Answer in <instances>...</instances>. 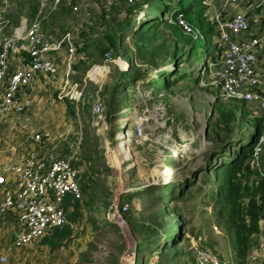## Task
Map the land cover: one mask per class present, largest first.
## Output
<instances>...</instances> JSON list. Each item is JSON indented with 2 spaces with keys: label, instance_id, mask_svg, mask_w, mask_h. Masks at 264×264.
I'll return each instance as SVG.
<instances>
[{
  "label": "rangeland",
  "instance_id": "rangeland-1",
  "mask_svg": "<svg viewBox=\"0 0 264 264\" xmlns=\"http://www.w3.org/2000/svg\"><path fill=\"white\" fill-rule=\"evenodd\" d=\"M189 1L191 0H186ZM164 2L174 7L179 3L178 0ZM223 3L224 0H203L201 8L193 9L186 23L196 33L195 37L186 35L177 22L172 21L170 10L164 15V21H161V0H141L129 8L133 10L130 15L127 12L128 7L118 0L89 1L78 13L62 9L56 18L51 19L46 30L56 40L69 34L75 49L74 55H79L76 44L80 33L91 39L101 38L107 32H115L118 24L123 23L126 29L127 21H132L121 43L123 65L121 63L120 67L126 66V70L127 66H131L134 69L137 63L145 71L146 79H158L161 72L164 76H160L156 87L139 85L142 91L135 95L131 81L126 88L117 87L115 64L109 65L110 73L107 72L108 75L104 74L99 79V82L102 81V97L108 115V128L104 137L97 136L89 127L88 105L83 115V120L87 121L85 128L89 131V155L95 156L91 165L98 172L93 183L99 188V199L94 201L96 203H93L92 211H89L85 206V192L83 200L79 203H73L72 196L67 195L63 201L65 209L70 207L71 203L79 204L78 208L72 207V212L69 211V222L66 225L74 227V233L68 232V236H65L61 235L62 232L57 236L61 231H55L52 235L56 236L51 238L49 243L40 240L21 250H12L8 252L6 264H193L190 247L192 242L218 255L227 264L238 262L234 251V225L228 223L229 206L214 203L213 193L218 179L216 172L210 170L211 166L226 161L228 156L236 155L238 146L245 143L253 130V125L248 120L255 119L258 111L253 104L225 97L218 82L222 48L217 45L216 16L219 15L222 20L233 14L229 9L227 12L221 10ZM258 3L259 0H241L239 5L230 7L249 10L248 16L254 33L259 31L264 20V8H257ZM236 11L238 10L234 13ZM147 12L159 18L156 29L150 32V35H153L151 40L148 39L149 34L143 37L138 29L140 23L147 20ZM43 16L38 15L36 0H0V40L11 36L23 20L27 23L41 21ZM157 45L161 47L160 52L152 57L151 52ZM105 48L102 60L95 65L103 66L105 53H110L115 61L118 59L114 58V51L110 47ZM173 52H176V58ZM261 57L262 54L259 55L260 59ZM167 58L171 60L166 64ZM261 68L263 72L260 77L264 80V63ZM169 69H174L172 73L176 72V76L165 77L164 72ZM96 74H101L100 68L88 75L93 79ZM131 75L133 74L129 76ZM181 76L187 78L182 80ZM195 79L198 80L197 83H194ZM166 81H169L170 87L165 86ZM54 93L53 89L49 92L52 100L56 97ZM107 101H111L113 109H121L117 113L115 109L114 113L117 115H110ZM51 103L52 101H48L45 105L46 110L52 108ZM152 107L155 111H152ZM146 108L149 112L143 115ZM57 114H60V111L53 109L52 117ZM136 116L148 118L142 133L146 141L138 139L135 135L133 122ZM18 137L19 142L23 141L22 135ZM123 140L129 157L127 162L123 161L124 151L118 149ZM20 149L22 151H17L16 155L25 158L26 155L21 154L24 153L23 150L27 151V143ZM262 161L264 167V156ZM127 165L130 168L124 171L123 168ZM198 168L206 169L205 172H195ZM79 170L81 171L80 168ZM248 173L245 179L239 174L250 194L245 196L243 204L253 197L251 194L257 187L255 180L259 179L253 172ZM150 184L169 186L168 198L167 194H164L167 201L159 206L165 217L157 222L159 245H151L136 255L137 239L128 226V218H150L149 214L153 212L154 206L145 197L131 203L125 196ZM184 185L185 188L182 189ZM175 187L183 191L181 195H177ZM261 193L254 195L258 201ZM107 194L111 196V202L118 199L121 203H128L129 209L127 216L124 217L121 213L119 216L115 215L110 218V223L105 225L107 213L101 209L96 213L95 208H102L100 205L107 198ZM90 218H97L100 225L109 229L93 231L88 222ZM176 228L180 230L175 231ZM0 232L3 233L0 251H3L11 244V238L5 233L1 222ZM177 232L179 237L172 243V249L182 251L183 256L177 259L168 258L163 262L159 254H171L170 236L175 239ZM257 246L258 239L255 236L247 264H264V256L260 259L254 258L253 252Z\"/></svg>",
  "mask_w": 264,
  "mask_h": 264
},
{
  "label": "built area",
  "instance_id": "built-area-1",
  "mask_svg": "<svg viewBox=\"0 0 264 264\" xmlns=\"http://www.w3.org/2000/svg\"><path fill=\"white\" fill-rule=\"evenodd\" d=\"M36 1L38 15H44L41 21L27 23L23 20L11 36L0 40V125L8 117L19 118L32 108L33 102L26 92L33 89L39 78L43 77L50 82L58 79V68L52 59L57 52L62 48L68 49L72 55L75 52L69 34L60 40L50 36L46 26L51 19L56 18L62 9L78 13L87 2L95 0ZM118 1L125 6H134L141 0ZM240 3L241 0H224L221 10L227 12L231 6ZM256 7L264 8V0H259ZM176 22L186 35L195 37L196 33L181 15L177 16ZM216 22L217 45L222 48L217 77L224 96L255 105L258 115L264 117V91L257 71L259 55L264 50L263 22L255 33L246 12H236L222 20L218 15ZM103 62V66L93 64L88 70L89 72L100 68L101 74H96V78L92 79L87 72L81 84L66 82L59 90L60 98H68L76 105L89 106V127L99 137H104L108 128L102 81L99 82V79L107 74L109 65L115 60L110 53H105ZM90 83L97 88L90 89ZM152 111H155L153 107ZM147 112L148 108L143 115ZM147 122L146 117H135L133 123L138 139L146 141L142 133ZM24 128L22 126V130ZM31 141L36 144V148L29 151L26 158L16 163H7L0 168V222L11 238L9 247L0 251V264L7 263L8 252L21 250L66 227L68 222L63 201L67 195H71L73 201L78 203L83 200L80 171L72 157L64 158L49 151L48 133L34 135ZM121 142L124 143V140ZM122 155L124 162L129 161V157L125 158L126 154ZM263 156L264 133L251 155V163L264 184ZM129 168L127 165L125 170ZM259 203L262 207V218L258 227L259 244L253 252L255 259L264 256V186ZM128 209V203H120L115 199L107 209V219L119 216L120 212ZM2 237L3 233L0 232V239ZM190 247L193 264H227L218 255L195 242Z\"/></svg>",
  "mask_w": 264,
  "mask_h": 264
},
{
  "label": "trees",
  "instance_id": "trees-1",
  "mask_svg": "<svg viewBox=\"0 0 264 264\" xmlns=\"http://www.w3.org/2000/svg\"><path fill=\"white\" fill-rule=\"evenodd\" d=\"M162 1V9H161V16L162 20L164 21V15L167 14L168 10H170V18L172 21H176L177 16L181 15L186 21L190 19L191 13L193 9L201 8V3L203 0H191L189 2H186V0H178L177 7H174L172 4H167L164 1ZM186 2V3H185ZM185 3V5H183ZM135 6V5H134ZM128 7L127 12L128 14H132L133 10L129 9L131 6H126ZM172 11V12H171ZM146 15V14H145ZM147 20H143V22L140 23L139 26V32L142 33V36L148 35V39L151 40V37L153 35H150V32H154L152 30L156 29V23L158 22V17L153 16L151 13L147 12ZM158 18V19H157ZM198 19V17H197ZM132 21H127V26L125 29V26L123 23L118 24L114 31L107 32L103 37L101 38H95L91 39L90 37H87L85 34L80 33L79 34V41L76 44V49L79 52V59L78 63L76 65H73L71 68L75 71L76 76H74V83L81 84L82 83V77L88 70V68L93 65V64H98L102 59V54L105 52L107 47H110L111 50L114 51V58H118L116 62L119 64V66L123 65V60L120 54V48H121V43L126 37V31L127 28L131 25ZM264 24V20H263ZM145 27V28H143ZM147 28V29H146ZM145 29V30H144ZM155 35V33H154ZM216 47V46H215ZM102 48L103 51L101 50ZM161 47L160 46H155L153 51L151 52V56L155 57L159 52H160ZM176 51V50H174ZM170 54V53H168ZM173 56L176 58V52H173ZM211 55H209L210 57ZM121 58V59H120ZM168 60H171V58H167L165 63L167 64ZM178 65V63H176ZM166 66V65H164ZM126 67V66H125ZM125 67H121L122 70H125ZM98 68V67H97ZM115 72L118 76V82H117V87L121 88L124 86L125 88L129 85L128 83L131 81V84L138 79L139 77H128V72L132 69L131 66H129L127 71L124 72H119L116 68ZM174 69H169L165 73V77H171L176 76V72L172 73ZM163 73L161 72L160 76H162ZM159 76V78H160ZM164 76V75H163ZM149 77V76H147ZM158 79H152V78H147L146 76L143 75L141 76V80H145V83L143 85L145 86H154L156 87V84ZM187 76H184L181 79H185ZM178 79V78H177ZM198 79V78H197ZM139 80V79H138ZM144 82V81H143ZM198 80L195 79L194 83H197ZM130 84V85H131ZM169 81L165 82L166 87L169 86ZM91 86H93L91 84ZM160 90V89H159ZM65 104L67 107V112L72 118H76V114L78 116H81V109L83 108L80 104L76 106V104L68 99H65ZM245 103V102H244ZM109 112H111V116H115V109L117 110L116 113L121 110L119 108H112L111 101H107ZM86 107V105H85ZM230 115L233 117L232 113L230 112ZM108 116V115H107ZM255 119L248 120L249 122L252 123L253 125V130L251 134H249L248 138L246 139L245 143L242 144L241 146H238L236 155L233 157L228 156L226 161H221L217 165H213L212 167V172H216L218 183L216 186V190L213 193V199L214 203H218V205H221V203L228 205V223L234 225V251L236 255V259L238 262L235 264H247V259H248V254L250 251V247L252 244L253 239L255 236H257L258 239V234H259V221L262 218V207L257 199H255L254 195H256L258 192H262L263 190V182L260 179L255 180L257 182V187L254 191V193L251 194V199H249L246 204H243V201L245 200V196L250 195L249 194V189L248 187H244V180L245 176L248 175V172H253L255 177H258L257 172L255 171L252 163H251V155L253 152V149L255 148L256 144L259 142L261 136L264 133V117L261 115H256L254 116ZM80 118V117H79ZM90 151V150H88ZM88 154L83 153V158L86 161V163L89 164V170L93 178L98 174V172L95 171V169L92 167V161L94 160L95 156H90ZM206 169V168H205ZM204 168H198L195 170L196 171H204ZM205 172V171H204ZM239 174H242V177H239ZM253 182V180H251ZM92 184V186H90ZM168 184L160 186L159 185H145L143 188H140V190H135L134 192H131L127 194L126 200L128 202H134L138 201L141 197H145L149 200V203L154 206V210L150 215V218H141L140 219H135L133 216L128 218V226L132 232V235L137 239L136 240V255H139L142 253L147 248H150V246H158L159 245V240H158V230H157V222L158 220L162 219L165 217L164 212L159 208L162 203L167 201V199L164 197V194H167L168 198ZM83 192L86 194V201H85V206L89 209V211H92L91 208H93V203L96 199H99V188L92 182H90L88 185L81 186ZM179 187H175L174 189L177 190L179 195L180 193L182 194L183 191H180ZM185 188V185L182 186V189ZM170 193V192H169ZM180 194V195H181ZM109 196L107 194V198H105L102 202V204L99 208H95L96 213L99 212V209L105 210L104 212H107V209L109 205L111 204L109 200ZM182 197V196H181ZM181 197H178L181 198ZM102 200V198H101ZM121 203V202H120ZM146 210V207L143 209V212ZM128 211V210H127ZM126 211V212H127ZM126 212H120L121 214L127 216ZM130 215V213H128ZM106 218V217H105ZM97 218H90L88 222L90 223V226L93 231H100L99 229L102 230H107L109 228H105V226L100 225V220H96ZM150 220V223H149ZM235 221L237 224L235 225ZM110 223L109 220L104 222ZM111 227V226H110ZM179 227V226H178ZM104 228V229H103ZM180 228H176L175 231H179ZM171 249L172 243L176 241V237L178 236V232L174 237L171 235ZM176 243V242H175ZM259 244V243H258ZM183 256V252L176 251L172 249L171 254H168L167 252L159 254V258L163 262H165L168 258L172 259H177L178 257ZM247 261V262H246ZM162 262V263H163Z\"/></svg>",
  "mask_w": 264,
  "mask_h": 264
},
{
  "label": "crops",
  "instance_id": "crops-1",
  "mask_svg": "<svg viewBox=\"0 0 264 264\" xmlns=\"http://www.w3.org/2000/svg\"><path fill=\"white\" fill-rule=\"evenodd\" d=\"M235 10H238L236 12H246L248 13L249 10L247 9H230L231 13L235 12ZM262 57L259 58V64L257 71L260 73L263 72V69L261 68L264 63V50L261 53ZM260 54V55H261ZM71 57V58H70ZM54 63L56 64L58 68V79L55 82H50L49 80L41 77L39 78L33 86V89L31 91H27V95L30 96L33 106L32 108L19 118L16 116L8 117L2 125H0V168L4 166L7 163H16L23 158V156L16 155L17 151H22L20 148H22V145L26 142L27 143V151L23 150V154L21 155H27L29 151L36 148V144L31 141V138L34 135L37 134H46L48 133L50 136V144L48 149H51L49 151H54L59 156L68 158L72 157L74 160L75 166L79 169H81L80 173V183H82L81 186L88 185L90 182L94 180L93 176L90 173L89 170V164L86 163V161L83 158V153L88 154L91 149L89 147L90 142L89 141V131L85 128V124L87 121H84V111L86 110L85 105L80 104L83 108L81 109V116H78L76 114V118H72L68 112L67 107L65 104V99L68 98H60L59 90L61 86L60 84L64 83H74L73 79L74 76H76L75 71L71 68L73 65H76L79 61V55H73L68 52V49L62 48L59 52H57L52 57ZM115 68L119 72H124L128 70V66L126 70H122L119 64L115 61ZM136 68H132L128 72V77H139L133 82V88H134V94H140L142 89H140L139 85H143L145 83V80H141V76L145 75V71L140 68L141 65L135 63ZM99 69L94 68L91 71L88 72L92 73L93 70ZM144 71V72H143ZM110 73V68L108 71V74ZM107 74V75H108ZM130 74H133L129 76ZM90 77V76H89ZM84 77L82 78L83 81ZM144 81V82H143ZM49 84L56 85V86H50ZM91 85V84H90ZM261 87L264 91V80L261 78ZM90 89L97 88V86H88ZM55 92L54 100L52 96H49V92ZM2 96V90H0V98ZM51 99V100H50ZM48 101H52V108L50 110H46L45 105L48 104ZM44 106V109H43ZM77 106V105H76ZM53 109L59 110L60 114L55 115L52 117ZM80 117V118H79ZM25 126L24 130H22V126ZM18 135L23 136V141H18L17 138ZM58 145H62L63 147H58ZM73 145V146H72ZM72 147H74L72 149ZM57 148V149H56ZM83 155V156H82ZM26 158V156H25ZM125 171V168H123ZM122 170V172H124ZM73 201V200H72ZM75 201H73L74 203ZM79 204H72L70 207H66V216H67V222H69V216L70 212H72L73 208H78ZM73 207V208H72ZM72 208V209H71ZM68 225V223H67ZM61 232H58L56 235L58 236L63 232L61 235L68 236L69 234L74 233V227L66 226L61 230H58ZM55 235V236H56ZM47 236L43 238L41 241H44L45 243H49L51 238L55 237Z\"/></svg>",
  "mask_w": 264,
  "mask_h": 264
},
{
  "label": "bare ground",
  "instance_id": "bare-ground-1",
  "mask_svg": "<svg viewBox=\"0 0 264 264\" xmlns=\"http://www.w3.org/2000/svg\"><path fill=\"white\" fill-rule=\"evenodd\" d=\"M118 149H119V150H121V149H122V150L124 151V153H125V154L127 153V152L125 151V148H124V144H123V143H121V144H120V146L118 147ZM125 157L127 158V157H128V155L126 154V156H125Z\"/></svg>",
  "mask_w": 264,
  "mask_h": 264
}]
</instances>
